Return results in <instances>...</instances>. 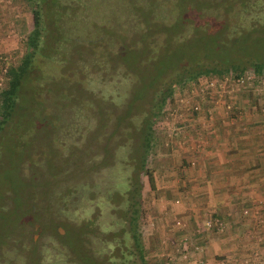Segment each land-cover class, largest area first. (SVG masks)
Returning a JSON list of instances; mask_svg holds the SVG:
<instances>
[{"label": "rangeland", "instance_id": "1", "mask_svg": "<svg viewBox=\"0 0 264 264\" xmlns=\"http://www.w3.org/2000/svg\"><path fill=\"white\" fill-rule=\"evenodd\" d=\"M85 1L88 3L83 8L72 5L80 12L71 8L55 18L59 52L50 54V58L42 53L36 54L33 76L20 89L19 103L26 105L28 115L14 118L23 130L17 135L8 136L6 140H0V177L3 179L7 175L18 183L27 199L19 215L33 217L6 237L1 236L0 264H91L86 241L93 242V238H85L83 233L97 228L83 227V222L97 215L106 219L108 213L111 215L113 212V218L122 220L119 217L122 214L120 209H123L120 201L128 189L130 178L134 177L137 181L133 171L139 155L144 151L138 134L140 121L149 115L148 108L168 85L172 93L166 97L156 116L152 117L154 139L146 151V159L152 177L153 198L139 217V241L148 264H196L194 255L186 262L178 258L183 238L188 237L199 243L204 252L206 245L201 241L205 235H223L225 229L220 233L212 229L196 232L206 217H214L213 213H203L202 219L190 217L191 221H182L180 217L173 216L174 212L167 202L169 198H174L168 194L173 187H166L160 181L159 173L164 171L162 168H175V160H179L178 153L172 156L169 147L174 149L184 141L181 125L191 122L192 115L186 119L173 111V108L179 107L176 101L181 86L176 81L182 74L179 69H167L147 87L144 95L139 94L132 99V93H139L136 84L144 82L139 78L141 71L146 69L148 73L149 67L153 68L154 59L163 53V47L152 52L150 59L138 62L136 68L132 66L122 70L121 65L113 66L117 62L116 51L122 38L129 35L136 39L133 33L140 25L139 14L145 17L146 10L150 14L152 11L162 12L173 19L179 17L182 29L186 25L194 26L198 19L192 18L186 4L154 6L149 4V0ZM0 6V11L6 12L4 21L0 12L1 90L6 84L5 69L16 65L25 53V39L32 19L27 0H0ZM224 21L231 23L227 18ZM212 22L215 25L213 30H217L220 22L216 19ZM76 40L80 45L74 47L72 42ZM222 46L215 43L209 47V50L221 54L219 56L203 55L198 50V57H189L186 61L191 65L188 72L211 66L229 68L231 63L246 70L252 69L253 62H264V36L249 37L247 45L233 42L232 47L224 51ZM172 47L165 60L156 63L158 71L188 53L186 45L174 44ZM95 62L97 65L92 66ZM134 71L139 76L136 77ZM110 72L111 77L108 75ZM232 73L231 70L222 77H229ZM222 77L209 74L190 81L183 79L187 86L209 79L218 82L216 91L208 92L210 95L205 97L209 103L205 100L200 102L202 109L197 115L211 111L214 107L210 103L212 97L217 101L214 104L220 105L221 113L229 114L230 93L235 89L254 90L247 85L222 84ZM127 82H130L128 88L121 96L123 89L120 86ZM107 86L111 92L113 90L111 98H107ZM131 87L133 90L130 92ZM191 98L198 101L195 96ZM138 178L143 193L148 189L147 177L141 172ZM6 185L1 184V189H7ZM7 191L0 190L4 198L8 196ZM112 206L114 210L107 212V207ZM177 221L183 222V226H178ZM221 221L226 227V221ZM170 255L174 257L169 259ZM203 257L211 264L239 262L230 258L215 259L213 255ZM258 258H254L253 263L264 264V259Z\"/></svg>", "mask_w": 264, "mask_h": 264}, {"label": "trees", "instance_id": "2", "mask_svg": "<svg viewBox=\"0 0 264 264\" xmlns=\"http://www.w3.org/2000/svg\"><path fill=\"white\" fill-rule=\"evenodd\" d=\"M27 2L31 12L32 26L26 35L25 53L16 65L5 69L6 84L0 90V140L1 138L6 140L8 136L17 135L23 130L20 129L21 126L18 125L17 121H14V118L28 115L26 105L19 103L21 98L20 89L33 76V60L36 54L42 53L41 55L50 58V54L59 52L55 18L59 13H65L71 8L80 12L77 8L72 7L73 4L80 5L83 8L88 3L85 0H27ZM168 3L174 6L186 4L192 14V18H197L198 21L194 26L188 27L186 25L184 30L179 22V17L173 19L162 12L153 13V11L150 14L147 10L148 14L144 13L145 17L139 14L140 17L138 18H141V20L138 22L140 25L138 30L133 33L136 39L129 35L123 36L121 45H118L119 49L116 51L118 53L117 62L113 67L121 65L122 70L129 69L132 66L136 68L138 62L150 59V54L157 51L158 48L162 50L163 47V53L158 54L157 59H154L153 68L149 67L150 71L148 73L144 69L140 73L141 76H139L134 71L136 77L138 75L144 82L136 84V87H139V93L135 95L132 93V99L139 94L144 95L147 87L156 82L159 76L166 73L167 69L173 71L179 69V73L182 75L176 82L180 86L184 84L183 79L190 81L200 75L208 76L212 74L222 77L223 74L231 70L235 75H238L243 71V66L235 63H231L229 68L211 66L188 72L191 65L186 63V61L189 60V57H198L200 55L196 54L199 52L198 50L203 52V55H221L209 50L211 44L223 45L222 49L224 51L231 48L233 42L239 41L241 45H247L249 37L264 36V0H149V4L154 6ZM226 18L230 20V24L224 21ZM215 19L220 22L217 30H213L215 25H213L212 20ZM184 37H186L185 40ZM90 43L91 41H89ZM174 44L177 46L186 45L187 55L184 56L183 54L176 62L166 65L162 71H158L156 63L158 62L159 64L165 60L164 58L170 51L172 52ZM72 45L77 47L80 44L76 40L72 42ZM151 58L153 59L154 57ZM63 59L65 58L63 57ZM83 63L84 61L81 65ZM91 65L95 66L97 63L95 62ZM251 67L257 73L264 72V62H253ZM76 68L79 67L77 66ZM183 72H185V75H183ZM111 74V72L108 73L109 77H111ZM184 76L186 77L183 78ZM129 83L127 82L120 86L123 89V92H120L121 96L125 94L124 90L128 88ZM132 87L130 92L133 90ZM171 91V86H166L157 100L155 102L152 100L154 104L152 103L151 107L148 108L149 115L147 114L140 121L141 125H139L138 134H140V142L144 151L139 155L140 158L133 171L137 181H135L134 177L130 178L126 187L128 189L124 192L120 201L123 209H120L122 214L119 217L122 220L119 221L113 218V212L111 215L108 213V217H105L106 219H102L97 215L94 217L95 220L86 219L83 222V227L95 226L97 228L95 231H83L85 238H93V242L90 240L86 241L89 245L87 251L90 252L89 260L91 264H148L145 259V250L139 241V217L141 212L149 207L153 198L152 177L148 169L146 151L151 147L154 139V120L152 117H155L156 113L162 108L166 97H170ZM112 92L110 88L107 89V96H109L107 98H111ZM118 121L119 118H117L116 122ZM141 172H144L148 182V189L143 193L141 192L142 185L138 178ZM4 178L1 179L0 177V190L1 192L9 191H7L8 196L5 198L0 192V199H4L0 200V238L1 236L6 237L9 233L19 229L25 221L29 222L33 219L29 215H19L20 211L23 210V205H26V196L20 191L16 181L11 180V177L7 175H4ZM3 183L7 184V189H1V184ZM109 209L114 210V207H107V212Z\"/></svg>", "mask_w": 264, "mask_h": 264}, {"label": "crops", "instance_id": "3", "mask_svg": "<svg viewBox=\"0 0 264 264\" xmlns=\"http://www.w3.org/2000/svg\"><path fill=\"white\" fill-rule=\"evenodd\" d=\"M236 90L229 95V114L214 105L181 125L184 141L169 147L172 156L179 155L176 167L164 166L159 175L162 185L173 187L168 194L174 198L167 200L173 216L191 221L190 217L202 219L208 212L226 221L223 235H205L201 241L206 257L241 261L256 253L262 260L264 92Z\"/></svg>", "mask_w": 264, "mask_h": 264}, {"label": "built area", "instance_id": "4", "mask_svg": "<svg viewBox=\"0 0 264 264\" xmlns=\"http://www.w3.org/2000/svg\"><path fill=\"white\" fill-rule=\"evenodd\" d=\"M231 76H225L222 77V84L224 83H234L235 85H247L253 88L257 92H264V72H255L253 69H246L243 70L240 74L235 75L234 73L230 74ZM221 79V78H220ZM216 82H212L210 79L205 80L203 82L196 83L194 85H183L180 88V93L178 94V99L176 103L179 104V107L173 108L174 112H177V114L184 115L186 119L189 118L190 115L191 119H194L195 116L201 111V104L200 102L205 100L206 95H208V92L216 91L217 89V80ZM227 84V85H228ZM213 92V93H214ZM195 93V94H194ZM210 95V94H209ZM208 95V96H209ZM195 96L198 98L197 100H193L191 97ZM207 96V97H208ZM209 98V97H208ZM215 97L211 98V102L213 105L217 103ZM213 99V100H212ZM208 102V101H206ZM209 103V102H208ZM215 103V104H214ZM231 105V104H230ZM229 108V111L232 110V105ZM261 110L264 112V107L261 108ZM243 213H247V210H243ZM178 226L182 227L183 222L180 221L176 223ZM225 227V224L223 221L218 219L217 217H206L203 221V223L200 225V228L198 227L196 229V232L200 233L205 230L212 229L215 233L223 232ZM211 230V231H212ZM179 251H178V258L181 260V262H186L189 259L193 258L194 255V262L196 264H211L209 261H207L203 256V247L199 244L194 242L192 239L190 240L188 237L183 238V241L179 245ZM203 254V255H202ZM256 253L251 258L243 259L236 264H254L253 260L256 259ZM174 255H170L169 259L173 258ZM225 264V263H222Z\"/></svg>", "mask_w": 264, "mask_h": 264}]
</instances>
